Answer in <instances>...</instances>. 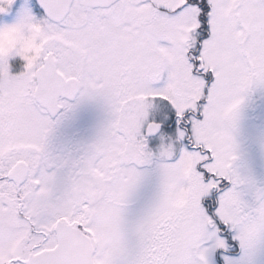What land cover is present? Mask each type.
I'll return each instance as SVG.
<instances>
[{"label": "rangeland", "instance_id": "1", "mask_svg": "<svg viewBox=\"0 0 264 264\" xmlns=\"http://www.w3.org/2000/svg\"><path fill=\"white\" fill-rule=\"evenodd\" d=\"M185 3L125 0L109 11L75 4L56 24L40 15L34 0H0V175L23 158L31 170L41 156L47 160L37 194L30 181L24 211L31 220L16 215L20 203L12 186L3 184L10 193L0 197V264H21L14 259L55 246L60 214L92 230L97 264H220L219 248L232 254L238 248L207 208L219 189L217 218L238 224L233 237L243 243L241 254L225 255L226 263L264 264V189L242 196L252 179L264 186V0H212L204 65L195 61V49L208 5ZM47 55L81 79L80 99L59 116L74 122L58 124L34 99ZM108 87L119 88L122 112L117 104L114 112L108 107L115 102ZM205 95L203 117H195ZM93 109L96 117H90ZM189 111L191 138L184 117ZM120 112V131L132 144L126 162L143 164L120 172L114 201L91 208L73 198L68 185L61 188L57 169L45 168L56 167L58 148L73 146L66 133L90 125L100 141L98 134L114 130L106 117L117 121ZM152 120L162 123L161 133L137 138ZM113 148L119 150V143ZM239 195L241 213L233 204Z\"/></svg>", "mask_w": 264, "mask_h": 264}, {"label": "flooded vegetation", "instance_id": "2", "mask_svg": "<svg viewBox=\"0 0 264 264\" xmlns=\"http://www.w3.org/2000/svg\"><path fill=\"white\" fill-rule=\"evenodd\" d=\"M86 9L90 10H96L93 6H85L82 5ZM43 71V66L41 68V72ZM73 75H68L69 77H72ZM128 96L130 99V89L133 88L132 85L128 86ZM119 88L114 89L112 88V92L108 91V94L111 96L112 100L115 101L114 103H110L111 108L114 111V107H116L115 104L120 105L121 112L122 110V103L120 102V96H118ZM81 93V92H80ZM121 93V92H120ZM89 100V99H88ZM77 98L74 100H71L68 96L59 97V107L60 112L56 116L55 121H57L58 124L61 122H69L73 121L72 117H59L60 115H63L66 112V109L70 110L72 106L76 103ZM125 102V100H123ZM90 104L93 105V102L90 101ZM119 113L117 117H120L116 121V117L111 120L110 118L106 117L110 123H112L113 131L109 133H101L98 134L99 137H97L96 141L94 133L91 131L93 126L85 125V126H79L77 127V130H75L72 134H68V142L71 143L72 147H62L58 148L56 152V171L57 176L61 179H63L62 184L60 185L61 188H63L65 185H68V187L71 190L72 197L73 198H80L83 199L85 202H89L91 204L94 203H106L111 201L113 199V193L112 185H118V176L120 172L124 169L122 167L123 163L128 159L127 151L132 144L128 142L127 135L123 131H120L122 129V124L120 123L122 121V113ZM95 111L93 109V114L90 117H94ZM117 113V112H116ZM115 113V114H116ZM96 117V115H95ZM124 118V117H123ZM120 123V124H119ZM74 123H72V126ZM60 130L62 131V126L60 127ZM140 134L139 136H136L137 138L143 136L142 126L141 131L137 132ZM91 135L89 138L88 135ZM84 135V136H83ZM83 136V137H82ZM134 137L132 140L136 139ZM112 138L118 141H115V143H119L120 149L116 150L113 147L112 144ZM123 138V139H122ZM102 140V141H101ZM137 142V140H136ZM102 145H105V149L102 151V153L99 152V149ZM111 145V147H110ZM45 150H43L44 152ZM45 156V155H44ZM131 158V157H130ZM136 159V158H134ZM1 160V158H0ZM20 161H30L27 158H23ZM41 161L46 163L47 160L43 156H41ZM19 162V161H18ZM17 162V163H18ZM17 163H12L9 165L6 172H4L3 175H0V197L1 195H5L6 193H10L7 189L4 188L3 184H10L12 186L11 193L13 194V191L16 195V198L18 199V202L20 203L19 210L17 211L16 215H20L21 217L26 218L27 220H31V217H29L28 213L24 211L25 204L30 199L32 191H30V181H31V175L29 171L28 176L22 181V182H16L10 177V171L14 168V166ZM31 164V163H30ZM141 162H137V165H140ZM7 179V182H5ZM43 179V178H42ZM59 182V181H58ZM60 184V182H59ZM2 188V189H1ZM246 194L248 197H256L262 194V189H264V186L257 185V182L255 179H252L250 181V185H246ZM115 195V193H114ZM65 194L63 193L60 197L63 198ZM264 197V195H263ZM243 199L240 195L236 197L233 204L238 209L240 207L243 208V203H241L239 200ZM30 201V200H29ZM238 209V211H239ZM241 210V209H240ZM239 213H241L239 211ZM252 215V214H251ZM19 216V218H20ZM252 217V216H251ZM25 219V220H26ZM24 220V219H23ZM238 224L235 226V229H238ZM226 235H228L227 232H225ZM47 238H49V235H47ZM232 241L237 246L238 250L235 252V254H232L233 250L227 249L229 253L225 250L223 252L226 255H238L240 254V248H243V243L236 241V239H232ZM24 242V239H23ZM38 246V245H37ZM40 246V245H39ZM157 247H155L156 249ZM236 248V247H235ZM33 250V249H32ZM29 257V256H28ZM28 257H20L16 262L23 263L22 259H26ZM24 264V263H23ZM222 264H227L226 260Z\"/></svg>", "mask_w": 264, "mask_h": 264}, {"label": "water", "instance_id": "3", "mask_svg": "<svg viewBox=\"0 0 264 264\" xmlns=\"http://www.w3.org/2000/svg\"><path fill=\"white\" fill-rule=\"evenodd\" d=\"M48 14H53L52 18L59 19L65 17L69 10L71 0H40ZM57 4V5H56ZM59 4V6H58ZM58 6V7H57ZM45 76L40 81L38 87L37 97L40 102L43 103V99L40 98V94L45 92L46 89L55 88L50 90L53 94L52 102L48 104L43 103L48 107L52 114L57 113V95L65 91V86H72L75 94L77 83L74 80L66 81L61 72L58 71L53 62L46 60ZM74 83V84H73ZM58 90H62L59 92ZM55 92V93H54ZM160 129L159 124H151L149 127V133H157ZM58 244L55 248L44 250L34 255L28 264H96L94 261L95 249L91 238L83 231L76 227L69 226L66 222H59L57 227Z\"/></svg>", "mask_w": 264, "mask_h": 264}, {"label": "trees", "instance_id": "4", "mask_svg": "<svg viewBox=\"0 0 264 264\" xmlns=\"http://www.w3.org/2000/svg\"><path fill=\"white\" fill-rule=\"evenodd\" d=\"M205 26L207 27V19L206 17L204 18Z\"/></svg>", "mask_w": 264, "mask_h": 264}]
</instances>
